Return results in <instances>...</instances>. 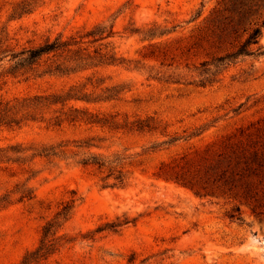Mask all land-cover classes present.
<instances>
[{"label":"rangeland","instance_id":"obj_1","mask_svg":"<svg viewBox=\"0 0 264 264\" xmlns=\"http://www.w3.org/2000/svg\"><path fill=\"white\" fill-rule=\"evenodd\" d=\"M255 17L235 27L232 0H0V108L20 118L0 124V264L41 243L29 264H264V53L216 62ZM98 25L111 35L81 38ZM58 35L80 42L10 70ZM67 93L89 100L52 102Z\"/></svg>","mask_w":264,"mask_h":264},{"label":"trees","instance_id":"obj_2","mask_svg":"<svg viewBox=\"0 0 264 264\" xmlns=\"http://www.w3.org/2000/svg\"><path fill=\"white\" fill-rule=\"evenodd\" d=\"M232 6L235 11V27H238L242 24H244L245 21H247L250 17L256 16L254 22L252 23V26L249 28V31L247 32V36L244 39L242 43L238 45L235 51L228 53L224 56H221L216 59V62L218 64L225 63L226 60L230 61L231 59H235L236 57L240 55H261L264 53L263 46L260 44V38L262 34V29L264 28V15L262 11L264 10V0H232ZM112 29H106V27L103 26H95L86 34H83L81 38L83 37H92L93 41H96L98 39H101L102 37H107L111 35ZM104 33L106 34L105 36ZM80 40H77L73 37L70 38H62L61 35L56 36L54 39L50 40L49 38L45 39L42 43L22 48L21 50L17 52L11 53L10 59L14 61L12 64L10 70L15 71L21 68H31L37 64H39L40 61H42L43 58H48L50 55L55 56L59 53L66 51L70 49L72 45H75L79 43ZM4 51L0 50V56L2 59L4 55ZM90 57H82L78 56L75 60L77 62L76 66L72 67H62L60 64H56L53 68L48 67L45 72L48 73H68L69 71L74 70L76 67H78L84 60L89 59ZM107 60V61H106ZM113 58L109 57L108 59H98L97 63H111L113 62ZM86 63V62H85ZM205 63L202 64L204 66ZM80 98L89 100L87 95H81L78 97V95L67 93L65 97L61 96H52V102H62L67 98ZM42 97H35L31 102L28 103H21L20 107H29L30 105H35L39 103L40 99ZM45 100V99H44ZM10 108H0V124H19L20 118H16L14 116H8L6 115V112L9 111ZM138 128H142V125H138ZM49 153H45V155H48ZM51 154V153H50ZM81 164L83 165H96L98 168L107 167L110 165L109 161H106L100 157L91 156L88 158H83L81 161ZM114 168L108 166V173L103 177V179H107L110 175L113 174ZM117 174L114 176L116 181L119 183L122 181L123 175L121 171L117 170ZM70 209V205H65L62 210L60 211V215L65 218L68 215ZM127 221L117 222V223H110L107 228L113 229L117 226L121 225L122 223H126ZM52 225L50 223H47L43 228V235H47L50 227ZM52 251L51 244H43L41 243L39 247L27 254L22 261V264H29L31 261L36 260L42 256H46Z\"/></svg>","mask_w":264,"mask_h":264}]
</instances>
